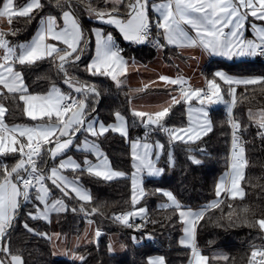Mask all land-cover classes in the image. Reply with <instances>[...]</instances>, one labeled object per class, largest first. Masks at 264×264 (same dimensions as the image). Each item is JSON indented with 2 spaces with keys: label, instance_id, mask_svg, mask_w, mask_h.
Listing matches in <instances>:
<instances>
[{
  "label": "snow or ice",
  "instance_id": "6c2138e0",
  "mask_svg": "<svg viewBox=\"0 0 264 264\" xmlns=\"http://www.w3.org/2000/svg\"><path fill=\"white\" fill-rule=\"evenodd\" d=\"M95 2L96 0H55L56 7L61 10L60 20L58 21L55 15L41 17L33 38L18 46H12L7 39L9 34H15L13 30L0 29V264H26L23 253L20 250L13 252L10 248V230L14 227V221L24 203L32 202L34 205V211L28 213L30 218L48 223H51L54 213L79 211L86 216L97 213L103 215V205L93 206L90 211L85 207L86 204L91 205L94 198L80 182V175L87 174L109 182L126 178L128 174L114 169L96 139L90 140L88 136L99 138L113 132L124 137L130 144L134 169L131 173L133 210L113 214L112 219L132 228V218L147 215L145 207L135 208L147 195L143 187L145 177L161 176L165 172V168L159 166L160 157L165 153V143L159 140L150 142V134L157 131L164 133L168 138L169 147L183 144L188 145L189 153L203 152L204 149H193L191 145L202 141L213 131V122L208 111V107L213 104L226 105L227 123L232 129L228 171L219 177L215 185L217 199L201 209H192L182 204L171 191L159 188L155 191L167 198V202L161 204L160 208L171 209L173 214L178 216L183 232L179 244L190 250L189 264L228 261L229 257L224 253H217L210 258L201 252L197 245V229L206 213L219 208L224 199L243 201L245 198V188L242 184L247 183L245 170L249 166V160L246 157L245 142L240 134L242 125L232 113L238 102L237 87L243 85L247 91L248 86H259L260 92L264 93V76L237 77L217 71L212 79L206 81V88H193L183 77L161 75L159 80L166 85L179 86L180 95L172 96L167 102L168 106H160V110L155 112L133 109L132 116L136 118L134 123L138 122L146 131L143 137L130 140L129 122L119 111L114 113V123L109 125L87 118L88 97L92 95L98 98L100 93L94 85L69 76L68 68L76 66L93 41L94 55L85 67V71L90 75L109 77L119 87L124 83L121 77L127 75L129 68V60L122 54L123 50L118 46L112 32L93 28L90 34L86 33L74 5L83 6L90 18L112 25L124 40L132 43L149 42L155 28L158 30L157 34L166 41V44L156 41L160 48L166 45L201 48L209 54L231 59L264 56V26L252 25L255 30L254 39H248L244 34L249 17L264 21V0H104L106 5H111L106 9L94 7ZM43 7L41 0H27L26 4L19 7L14 5V0H5L0 7V21L6 18L7 23L11 25L13 17L31 20L33 13ZM150 12L156 14L155 19L150 16ZM45 59H51L57 71L63 74L64 83L72 88L74 93L82 94V99L71 92H63L55 84L43 94L29 92L24 74L17 70V65L30 67ZM131 63L135 65V60ZM218 80L227 86L226 92ZM147 87L148 85H145L135 91L141 92ZM225 95L230 99H225ZM242 98L247 99L243 94ZM8 100L17 107L19 102H23V112L36 123H6L5 118L10 115V111L4 101ZM193 100L198 101L199 107L192 106ZM181 101L189 106L187 126L166 125L165 121L172 107ZM248 116L261 130L258 135L264 137V109L256 113L249 109ZM82 131L88 136L82 145L74 144V138ZM73 147L94 155L95 162L86 158L81 163L72 156L65 157L67 151ZM8 156L18 158L14 164L9 165L4 159ZM58 158H61L58 163L45 171L48 159L56 161ZM188 158L194 165L202 164L195 155H189ZM167 163L169 166H175V159L170 150L167 153ZM69 170L76 175H66ZM56 190L61 196L55 195ZM65 197L76 199L80 202L79 207L69 208ZM228 207L231 209L232 205L229 204ZM249 212V207L244 205L239 214L235 209L229 211L227 219L232 224L243 223L264 233V216L249 220ZM87 223L91 225L94 221L89 219ZM136 227L140 228L142 225ZM24 228L29 233H34V229L27 223ZM36 234L52 241L53 247H56L55 241L61 239L59 233ZM101 235L100 229L96 228L94 237L99 238ZM135 239L133 237V240ZM252 249L248 264H264V245H253ZM112 251L109 245V252ZM73 256L80 261L84 260L83 256H77L75 253ZM148 264H166L165 257L151 258Z\"/></svg>",
  "mask_w": 264,
  "mask_h": 264
},
{
  "label": "trees",
  "instance_id": "16d2710c",
  "mask_svg": "<svg viewBox=\"0 0 264 264\" xmlns=\"http://www.w3.org/2000/svg\"><path fill=\"white\" fill-rule=\"evenodd\" d=\"M27 0H15L17 7L23 6ZM4 0H0V7ZM44 4L42 10L33 13V18L29 20L25 17H13L12 24L5 29L13 30L15 34H9L7 39L10 43H18L28 40L35 33L41 17L55 15L60 19L61 10L56 7L55 0H41ZM94 7L106 9L111 5H106L104 0H96ZM76 13L86 33L95 26H102L105 32H112L116 38L118 46L123 50V54L128 57H136L143 60L155 55V48L152 43L136 44L122 39L121 34L112 25L103 24L94 18H90L83 6H75ZM123 11V9H121ZM153 18V15H151ZM158 30L154 28V34ZM94 54V41L90 44L77 62L76 66L69 67V76L79 81L94 85L100 93L97 98L90 95L86 101L89 110L95 109L94 113L105 122L114 121V113L119 111L129 122V139L143 137L146 129L134 123L136 120L132 116L131 98L137 94L133 87L121 85L117 87L111 78L106 76H92L85 71L86 65ZM208 77L213 78L215 70L221 69L239 77L264 76V60L259 57L255 60L227 62L225 60L214 59L211 65L206 67ZM17 70L24 74L25 83L29 92L45 93L53 85L60 86L66 92H72L64 83V76L57 71L51 59L37 62L30 67L17 65ZM221 83L222 88L227 91V86ZM237 104L234 107V116L240 121L242 131L248 138L246 144V157L249 166L245 170L243 183L245 188V198L243 201L237 199L231 201L224 199V203L219 208L209 210L204 219L200 221L197 229V245L204 255L210 258L217 253H224L229 257L228 261H211V264H248L253 245H264V233L258 228L249 227L243 223L232 224L227 219V214L235 209L239 214L244 205L250 209L248 219L264 216V137L258 135L261 130L249 120V109L254 113L264 109V93L260 92L259 86L237 87ZM242 94L247 99L242 98ZM225 99H230L225 95ZM9 108L10 115L6 116V123L9 125L32 122L23 112V102H19L17 107L11 100L4 101ZM210 118L213 122V131L202 141L191 145L193 149L202 148L203 152L187 151L188 145L175 144L169 147L168 138L162 132L150 134V140L160 139L165 143V153L159 160V164L165 168V172L158 177H145L143 187L147 195L135 207H145L147 215L138 217L140 230L124 227L110 219L113 213L119 210H132L131 205V173L134 171L130 156V144L118 133L109 132L105 136L96 139L98 144L106 152L114 169L128 174L126 178H118L105 182L102 179L94 178L90 175H80V181L89 188L93 195L91 205H85L90 211L91 207L103 205L101 212L86 216L84 213L71 211L54 214L51 223L43 220H34L28 213L34 211L32 202L22 204L19 209L14 227L10 230V248L13 252L20 250L23 253L26 264H148L149 259L154 255L161 254L165 257L167 264H184L190 260V250L179 244L182 234V225L178 222V216L174 215L171 209L164 210L160 205L167 202V198L156 189H163L173 192L182 204L193 209H201L211 201L217 199L215 195V185L220 176L228 169V158L230 148L231 127L227 123L228 113L225 104H219L210 109ZM169 126H186L188 123L186 104L174 105L169 117L165 121ZM171 151L175 166L167 163V153ZM189 155H195L202 161L197 166L191 163ZM18 157L8 156L5 162L9 165L15 163ZM47 159V158H46ZM49 165V159L45 170ZM73 175H76L72 173ZM65 201L71 207H79L76 199L65 197ZM231 204L230 209L228 205ZM254 214V215H253ZM94 220L96 226L104 231V235L96 242L95 240L82 244L74 248L73 253L83 256L80 261L75 258L61 256L55 253L53 242L42 235L36 233H47L52 235L59 233L68 237L80 235L85 229L87 218ZM236 216L233 217V221ZM34 229V233H29L24 224ZM114 233L118 236L123 245L122 252H109L110 241L108 234ZM150 235L159 239L160 245H154L150 240ZM133 237L136 239L133 240Z\"/></svg>",
  "mask_w": 264,
  "mask_h": 264
},
{
  "label": "crops",
  "instance_id": "0c3cea01",
  "mask_svg": "<svg viewBox=\"0 0 264 264\" xmlns=\"http://www.w3.org/2000/svg\"><path fill=\"white\" fill-rule=\"evenodd\" d=\"M14 5H15V0H14ZM151 15H153V19L156 18L155 13L150 12V16ZM57 19L59 21L58 17H57ZM253 19H255V18L249 17L248 21H246V24H245L244 34H245V37L248 39H254L255 38V30L251 29V21ZM257 21L264 24V21H260V20H257ZM0 23H1L0 29H3L5 31V29L8 27L7 19L5 18L4 20L0 21ZM38 27H39V24L37 26L36 31L38 30ZM36 31H35V33H36ZM35 33L33 34V36L35 35ZM156 35L157 34H154V36L151 39H149V42H145V44L146 43H152L154 48H156L155 49V55H153L151 58L143 60V59L136 58V57H128L125 54H123V52H122V54L125 56V58L129 60V68H128L127 75L125 77H121V79L124 80V83L122 85L133 87L135 90L140 89V88H144L145 85H148V87L144 91L137 93V94H139V98L146 96L145 97L146 101L145 100L137 101L141 106H143L141 111H148V112L158 111V110H160V106H168L167 102H169L171 100L172 96L179 97V95H180L179 86L166 85L165 82L159 80V76H161V75H166V76H169L172 78H176V77L180 76V77L185 78L193 88H203L205 85H207L206 81L208 79H210L209 77H207L206 67L211 65V63H213L214 59H219V60L221 59V60H225L227 62H239V61L255 60V59L260 57L258 55V56L233 57L230 59L226 56L209 54L208 52L204 51L201 48H178V47L173 46V45H166L165 47L162 48L163 50L160 51V50H157V46L153 43V40H154ZM33 36L31 38H29L28 40L21 41L18 43H10V44L12 46H18L19 44L29 42L33 38ZM121 37L123 39L122 35H121ZM115 40H116V38H115ZM125 41H127V40H125ZM50 42H52V41H50ZM116 42H117V40H116ZM127 42H130V41H127ZM160 42H161V44H166V41L164 39H162ZM52 43H55V42H52ZM179 50H181V52H182V53H180L179 57L171 58L169 56V54H173L174 56H176V54H178ZM0 51H2V50H0ZM175 58H177V60H174ZM133 59L135 60V65H133L131 63V61ZM262 59L264 60V58H262ZM174 61L179 64V66L176 69H173V67L171 66V63ZM217 71H224V70H221V69L215 70V72H217ZM224 72H226V71H224ZM226 73H228V72H226ZM228 74H230V73H228ZM230 75L236 76L234 74H230ZM237 77H239V76H237ZM153 82H155V83H153ZM56 86L59 87L63 92H66L60 86H58V85H56ZM175 87H176V90L175 89L172 90ZM40 94H43V93H40ZM76 94L78 95V93H76ZM77 98L82 99L83 98L82 94L80 95V97L78 96ZM133 98H134V96L131 98V101H130L132 110L135 109L132 105ZM192 106L193 107H199L198 101L193 100ZM215 106H217V105L213 104V105L209 106L208 111L210 112V109L212 107H215ZM188 107L189 106L186 104V112H187ZM88 113L89 114H88L87 118L89 120L94 119L97 121H101L98 118V115L96 113H94V111L89 110V107H88ZM101 122H103V121H101ZM34 123H36V122L32 121L29 123H22L19 125H32ZM103 123L105 125H109V124L114 123V121L111 123H105V122H103ZM86 136H88V134L82 131L80 134H78V136L76 138H74V144H81L82 145ZM88 138L90 140L93 139L90 136H88ZM134 139H131V140H134ZM149 141L152 142L153 140L149 139ZM101 149L104 153H106L102 147H101ZM66 156H72L73 159H75L81 163L86 158L93 160L95 162L94 155H92L91 153H87V152L83 151L82 149H78L76 147L70 148L67 151V153L65 154V157ZM59 159H61V158H58L56 161L49 159L48 168L57 164ZM159 166L162 167L160 164H159ZM45 171H47V170H45ZM227 171H228V169H227ZM65 174L68 175L69 177L74 176L70 170L68 172H66ZM154 177H158V176H154ZM49 184H50V182H49ZM84 187H86V186L84 185ZM86 188L89 190L88 187H86ZM55 195L57 197H59V196H61V193L58 190H56ZM71 195L74 196V194H71ZM91 220L94 221L92 218H91ZM96 228H98V227L96 226L95 222L91 225H89L86 222L85 229L83 230V232L81 234L87 235V241L88 242H91L93 240L96 241V238L94 237V231ZM102 235H104V231H103ZM182 235H183V232L181 234V237H182ZM60 236H61V239L55 241V243H57V245L59 247V249H58L59 255L67 256L66 255L67 253L73 254L74 248H76L77 246H80V245L71 244V239H70L71 237H68L66 235H60ZM108 239H109L110 245L114 251L122 252L124 250V247L120 243L118 236L116 234H114V233L108 234ZM88 242H86V243H88ZM157 256H162V255L161 254L154 255L151 258H154Z\"/></svg>",
  "mask_w": 264,
  "mask_h": 264
},
{
  "label": "rangeland",
  "instance_id": "374dc122",
  "mask_svg": "<svg viewBox=\"0 0 264 264\" xmlns=\"http://www.w3.org/2000/svg\"><path fill=\"white\" fill-rule=\"evenodd\" d=\"M4 2H5V0H4ZM3 2V3H4ZM152 2H160V0H152ZM3 6V4L1 5V7ZM156 17V16H155ZM60 20V19H59ZM98 21V20H97ZM1 24V23H0ZM253 24H255L256 26L258 25V27H261V26H264V24L263 23H261V22H258L256 19H253L252 21H251V29H254L253 27H252V25ZM93 28H102V26H99V25H95ZM92 28V29H93ZM103 29V28H102ZM163 39V37L161 36V35H156L155 36V38H154V40H153V43L157 46V44H156V41L158 40L159 42L161 41ZM161 43V42H160ZM156 49V48H155ZM157 50H160V51H162L163 49L162 48H160V47H158L157 46ZM180 53H182L181 52V50H179V52H178V54H176V56H174L173 54H169V56L171 57V58H174V57H179V55H180ZM174 60H177V58H175ZM171 66L173 67V69H176L178 66H179V64L177 63V62H172L171 63ZM206 73H207V69H206ZM207 77H208V73H207ZM172 88V87H171ZM176 90V87L175 88H173L172 90ZM71 93H73V95L74 96H76L77 94L76 93H74L73 92V90H72V92ZM80 95L81 94H78L76 97H80ZM146 97V96H145ZM145 97H141V98H139V94H136V95H134V98H133V101H132V105H133V107L135 108V109H137V110H141L142 108H143V106H141L137 101H140V100H145L146 101V98ZM215 105H219V104H215ZM226 106V105H225ZM136 139V138H135ZM134 139V140H135ZM157 140H159V141H161L160 139H157ZM156 141V140H155ZM162 142V141H161ZM161 157H162V155H161ZM160 157V158H161ZM228 161H229V158H228ZM136 209H139L140 207H135ZM193 209V208H192ZM133 210V209H132ZM138 217H140V216H137L136 218H138ZM89 219H91L90 217H88L87 218V221L89 220ZM71 244H74V245H82V244H84V243H86V242H88L87 241V235L86 234H80V235H77V236H72L71 238ZM55 245H56V247H54V250H55V253L56 254H58V249H59V247H58V245H57V243H55ZM67 255V257H71V258H74V256H73V254H70V253H67L66 254Z\"/></svg>",
  "mask_w": 264,
  "mask_h": 264
},
{
  "label": "built area",
  "instance_id": "2783aa9c",
  "mask_svg": "<svg viewBox=\"0 0 264 264\" xmlns=\"http://www.w3.org/2000/svg\"><path fill=\"white\" fill-rule=\"evenodd\" d=\"M153 36H154V28H153V33H152V36L150 37V39H151ZM260 57H261V58H264V56H260ZM206 86H207V85H205L203 88H206ZM232 114H233V116H234V113H232ZM234 118L237 119L235 116H234ZM237 120H238V119H237ZM231 132H232V129H231ZM240 134L242 135V139H243V141L245 142V143H244V147H245V149H246V144H247V142H248V138H247V136L244 134L243 131H241ZM230 149H231V136H230L229 158H230ZM228 164H229V161H228ZM126 211H130V210H119V211H117V212H115V213H113V214H119V213L126 212ZM112 216H113V215H112ZM112 216L110 217V219H111L112 221H114V220L112 219ZM114 222H115V221H114ZM115 223L120 224V223H118V222H115ZM130 223H132V224L134 225V226L132 227V229L137 230V231L140 230V228H137V227H136L137 225H140V222L138 221V219H137L136 217L132 218V219L130 220ZM120 225H122V224H120ZM122 226H124V225H122ZM124 227H126V226H124ZM150 240H151V242H152L154 245H160V241H159V239L156 238L154 235H150ZM184 264H189V262H188V263H184Z\"/></svg>",
  "mask_w": 264,
  "mask_h": 264
},
{
  "label": "water",
  "instance_id": "95a60500",
  "mask_svg": "<svg viewBox=\"0 0 264 264\" xmlns=\"http://www.w3.org/2000/svg\"><path fill=\"white\" fill-rule=\"evenodd\" d=\"M101 231V233L103 234V231L102 230H100ZM102 236V235H101ZM101 236L99 237V238H96V242H98V240L101 238Z\"/></svg>",
  "mask_w": 264,
  "mask_h": 264
}]
</instances>
